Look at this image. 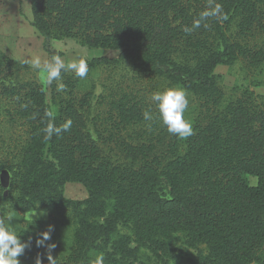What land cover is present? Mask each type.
<instances>
[{
	"label": "trees",
	"instance_id": "16d2710c",
	"mask_svg": "<svg viewBox=\"0 0 264 264\" xmlns=\"http://www.w3.org/2000/svg\"><path fill=\"white\" fill-rule=\"evenodd\" d=\"M216 4L224 18L204 17ZM30 11L44 37L119 51L141 73H164L194 91L201 109L183 150L176 137L161 155L151 144L122 140L118 146L131 163H117L88 131L90 92L76 97V77L62 71L68 98H60L52 114L41 85L1 80L21 67L0 51V96L10 103L11 121H21L27 129V144L14 162L0 164L11 174L8 194H0L2 203L20 212L41 209L78 218L73 248L63 264H95L89 255L93 239L84 222L97 217L107 199L131 221L140 242L169 231L185 233L192 243L204 242L206 253L192 264H264V95L244 91L221 106L223 92L213 72L238 57L252 65L262 61L261 49L226 41L217 22L234 16L241 33L264 31V0H31ZM214 34L221 49L213 47ZM178 44L192 51L193 65H173ZM109 61L93 58L88 68ZM109 105L108 119L113 118L115 129L144 120L140 101L129 94L111 99ZM47 113L57 126L70 118L71 130L46 138L44 129L52 119ZM109 137L118 142L117 135ZM246 176L256 183L250 184ZM67 181L84 184L88 197H63ZM23 254L25 261L35 264L39 256L42 264H49L48 253L34 244Z\"/></svg>",
	"mask_w": 264,
	"mask_h": 264
},
{
	"label": "rangeland",
	"instance_id": "374dc122",
	"mask_svg": "<svg viewBox=\"0 0 264 264\" xmlns=\"http://www.w3.org/2000/svg\"><path fill=\"white\" fill-rule=\"evenodd\" d=\"M31 0H0V51L9 56L20 65L19 71L12 77H3L5 82L18 83L34 81L41 85L45 91L46 101L52 114L56 113L60 98H68L65 91H58L59 81L48 83L45 73L23 64V58L30 59L39 56L41 61H50L57 53L65 63L93 58L106 57L108 63L96 64L89 68L85 78L77 77L72 70H63L65 75H73L77 78L74 93L77 98L86 92H90L89 107L86 110L87 127L92 137L103 149L106 156L114 161L129 165L131 161L126 158L120 147L119 141L131 145L155 146L157 154L166 152L169 142L176 137L181 149L184 140L170 134L159 118L155 102L151 100L152 93L168 87H182L187 92L189 101L185 112V118L192 122V126L198 118L201 104L194 91L187 89L179 81H173L166 74L147 75L141 73L136 63L128 58H120L119 51L105 48H89L68 38H46L41 35L32 23ZM228 42H237L252 49H261L264 52V31H255L252 35H245L239 31L238 19L228 17L225 21L217 22ZM215 26V25H214ZM212 32L213 30L210 29ZM212 32L211 34H213ZM213 36V35H212ZM213 39V37L211 38ZM213 47L221 49L218 35L214 34ZM178 50L172 57L173 65H193L192 51L184 45H177ZM170 66H164L166 70ZM219 87L223 92L221 106L240 97L244 91H252L256 95H264V58L256 65H252L247 59L238 57L231 65L220 64L214 68ZM55 87V95H53ZM122 94H129L139 100L143 111L150 110L153 116L151 121L145 119L137 124L127 126L124 129H115L113 118L109 120L111 99ZM10 103L0 96V164L14 162V156L27 144V129L21 121H11L9 113ZM99 134V137H98ZM117 135L116 140H111L110 135ZM50 157V156H48ZM11 174L6 168L0 169V194L6 196L9 192ZM250 184H255L256 179L246 176ZM162 184V189L164 191ZM63 197L81 201L88 197V188L77 181H67L61 188ZM105 208L97 216L84 222L87 232L93 239L90 243L89 255L95 263L98 255H103L104 264H192L206 253L204 242L192 243L188 236L181 231H169L155 234L154 240L140 242L134 234L131 221L127 219L112 200H105ZM32 211V210H31ZM36 216L32 222L28 212L15 210L11 204H3L0 200V217L9 214L14 217L10 221L19 232L20 240L36 246V239L43 231L52 226L51 241L55 248L51 255L56 263L63 264L64 258L73 248L74 232L80 226V220L70 215L35 209ZM43 212L41 215L40 213ZM48 253L46 247H39ZM20 264H33L24 260V254L18 257ZM264 259V258H263ZM255 264V263H249Z\"/></svg>",
	"mask_w": 264,
	"mask_h": 264
},
{
	"label": "clouds",
	"instance_id": "9594fccd",
	"mask_svg": "<svg viewBox=\"0 0 264 264\" xmlns=\"http://www.w3.org/2000/svg\"><path fill=\"white\" fill-rule=\"evenodd\" d=\"M203 16L224 18L225 14L223 13L222 6L216 4L212 11L204 12ZM199 26V22H197L195 27ZM184 30L186 32L189 31L188 28ZM21 62L29 65L33 69L45 73V79L48 83L61 80V73L63 70H72L75 75L81 79L85 78L89 71L87 59H80L79 61L66 64L59 55L54 56L50 61L45 60L42 62L39 56H33L30 59L23 58ZM57 90L65 91L66 85L60 83ZM151 100L155 102L159 118L170 134L177 136L181 140L187 139L194 134L192 122L185 118V112L188 108L189 101L187 92L184 88L173 86L156 91L152 93ZM47 115L52 119L44 129L46 138L51 139L54 134L59 136L71 130L72 121L70 118L63 124L57 126L54 123L52 114L47 113ZM143 115L146 121H151L153 119L150 110H145ZM40 214L42 215L43 212ZM36 215L37 212L35 209H32V211L28 213L31 222L32 217ZM13 217L14 216L11 214L7 217H0V264H20L18 257L23 255L25 249L31 245V240L28 242H22L20 240L19 232L12 226V223H10ZM52 231V226H49L47 231H43L40 234V237L36 239L35 243L37 247H46L48 250L47 259L49 264H56V260L51 255V250L55 248V244H46V242L51 241ZM35 264H42L39 256L36 257ZM95 264H104L103 255H98L95 258Z\"/></svg>",
	"mask_w": 264,
	"mask_h": 264
}]
</instances>
